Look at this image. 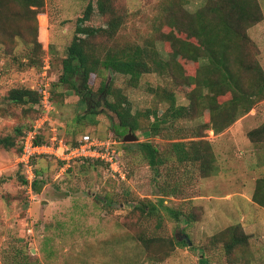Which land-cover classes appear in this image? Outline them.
<instances>
[{"label":"rangeland","instance_id":"374dc122","mask_svg":"<svg viewBox=\"0 0 264 264\" xmlns=\"http://www.w3.org/2000/svg\"><path fill=\"white\" fill-rule=\"evenodd\" d=\"M116 1L125 15L117 32L120 41L141 46L152 41L164 59L171 44L163 34L172 33L179 44L190 37L188 32L175 31L163 18L175 13L176 18L186 21L189 14L208 2ZM256 1L260 20L245 28L249 38L246 55L264 70V0ZM85 5L82 0H45L43 37L36 36L37 21L23 17L19 3L7 0L0 6V136L19 139L15 128L24 130L35 118L36 113L28 105L7 101L6 92L12 87L37 89L45 58L50 61L51 80L57 81L76 18ZM36 37L44 40L43 50L32 54ZM178 62L183 60L178 58ZM197 66L184 65L183 73L194 75ZM104 75L130 100L132 113L146 108L165 110L167 104L159 101L149 86L169 87L178 104L188 103L185 90L190 87L173 84L171 76L144 73L138 86L131 87L124 75L109 71ZM102 79L91 75L88 82L93 92ZM243 79L247 86L248 76ZM229 96L224 94L217 101L228 100ZM51 103L53 110L42 123L40 134L47 138L56 132L68 142L72 138L68 128L75 124L74 138L89 133L99 139L116 140L118 152L114 159L124 177L95 159L66 165L54 159H37L34 168L42 170V183L36 191L26 180V168L17 163L15 148L0 146V264H264V208L252 201L256 181L264 178V134L256 135V139L248 136L250 130L264 128V99L217 134L209 128L198 129L213 153V172L205 173L199 162L178 164L170 160L159 167L158 175L138 146L127 148L129 142H124L123 136L128 130L119 125L103 100L96 114L86 113L87 106L80 96L59 86L54 88ZM208 122L204 113L176 124L182 128L184 140H191L198 139L190 137L191 127ZM132 132L136 143L167 141L138 130ZM145 204H154L157 210L142 213L134 208H146ZM173 212H179V216L176 218ZM232 225H237L238 235L244 232L248 238L227 253L223 245L228 240L227 228ZM140 234L168 239V250L154 244L145 251L136 239ZM176 238H186L187 245L171 244Z\"/></svg>","mask_w":264,"mask_h":264},{"label":"trees","instance_id":"16d2710c","mask_svg":"<svg viewBox=\"0 0 264 264\" xmlns=\"http://www.w3.org/2000/svg\"><path fill=\"white\" fill-rule=\"evenodd\" d=\"M6 1L0 0V6L6 5ZM8 1L22 6L23 17L37 21L38 27L35 30L36 34L37 30L39 33L36 36L43 37L45 0ZM82 1L86 2V5L76 18L73 36L67 46L66 55L61 60L58 79L56 82L50 81L52 101L54 88L66 86L85 102L86 113L96 114V108L100 105V100H103L104 105L115 113L119 125L125 130H138L145 136L161 137L167 140L156 143L146 140L137 143L138 149L143 152L148 165L156 170L157 175L159 167L170 160L178 164L199 162L200 169L205 173L213 172L215 170L213 153L209 151V144L200 138L202 135L198 129L209 128L217 134L264 99V70L256 60L249 59L246 55V44L249 38L245 28L260 20V16L257 15L259 12L257 1L208 0L202 8L189 14L186 21L176 18L175 13L166 16L163 18L165 23L173 26L175 31L188 32L190 37V40L179 44L178 38L172 33L163 34L171 44L167 59L160 55L152 41H148L143 46L120 41L117 32L125 15L116 5V0ZM171 32L174 31L171 30ZM43 41L37 38L32 54L37 49L38 53L42 52ZM178 58H181L183 62L179 64ZM31 62L34 63V60ZM183 64H197L195 74L185 75ZM107 71L126 76L127 85L131 87L138 86L144 73L156 72L171 76L170 80L173 84H179L184 88L190 87L185 90L188 103L178 104L174 91L169 87L149 86V90L156 95L157 99L167 104L165 110L159 112L158 108H146V110H137L132 113L131 102L127 96L119 87L108 83L109 77L104 75ZM91 75L103 77L96 92H93L88 82ZM244 75L248 76L247 86H244ZM224 94H230L229 99L219 103L217 97ZM5 97L13 104L28 105L36 113L35 118L41 111L40 105L39 108L36 107L41 97L37 89L12 87L8 89ZM204 113H207L209 122L197 127L192 126L190 130L192 131L190 137L198 139L184 140L186 137L182 136L180 132L182 128H179L176 122ZM34 119L29 125L24 126V130L20 126L15 128L19 139L11 135L0 136V146L7 149L15 148V151L19 152L21 136ZM77 120L79 121V118H76ZM144 120L147 122L145 123ZM74 125H70L67 132L72 135V138L68 140L70 145L78 143L77 138H74L76 134ZM172 128H174L173 133L168 135V131ZM258 134H264V128L262 130L256 128L248 132L250 138ZM47 138L40 134L35 141L46 142ZM127 148L129 149L130 146L128 145ZM37 159H54L59 164H64L63 161L52 156L42 155L32 161ZM87 160L89 158L74 159L71 162ZM103 164L108 165L105 162ZM41 172L42 170L34 168L35 177L31 185L36 191L41 187ZM22 181L25 179L23 178ZM252 199L264 208V178L256 181ZM145 206L146 208L139 206L134 208L142 213H145V210L149 213L157 210L154 204H145ZM161 206L168 210V206L162 202ZM173 214L176 218L179 216V212H173ZM237 229V225L227 228L228 240L223 245L227 253H230L236 245L247 241L248 235L244 232L238 235ZM136 239L145 251L154 244L162 245L168 250V239L143 234L138 235ZM170 242L180 246L188 243L186 238H176L174 242Z\"/></svg>","mask_w":264,"mask_h":264},{"label":"built area","instance_id":"2783aa9c","mask_svg":"<svg viewBox=\"0 0 264 264\" xmlns=\"http://www.w3.org/2000/svg\"><path fill=\"white\" fill-rule=\"evenodd\" d=\"M50 69V61L45 58L41 66V82L37 88L41 97L36 107L39 108L40 105L41 111L21 136L20 151L17 153V163L25 167L28 173L27 182L31 184L35 177L32 160L42 155L59 159L64 162L63 165L69 164L74 159L81 158L103 161L108 164L107 166L114 174H120V177L123 178V174L119 172V165L115 163L117 161L114 159L118 152L115 148L118 143L116 140L110 138L99 139L84 133L79 138L77 137V144L70 145L62 136L53 132L46 142L35 141L37 136L40 135L39 129H41L42 123L47 121L49 118L48 114L53 110L50 93L51 75L49 77L48 73ZM40 120L42 121L41 123H39Z\"/></svg>","mask_w":264,"mask_h":264},{"label":"water","instance_id":"95a60500","mask_svg":"<svg viewBox=\"0 0 264 264\" xmlns=\"http://www.w3.org/2000/svg\"><path fill=\"white\" fill-rule=\"evenodd\" d=\"M137 139L136 135L129 129L128 132L123 136L124 142H129L130 148L137 147L138 144L135 142ZM134 141V143H131Z\"/></svg>","mask_w":264,"mask_h":264},{"label":"crops","instance_id":"0c3cea01","mask_svg":"<svg viewBox=\"0 0 264 264\" xmlns=\"http://www.w3.org/2000/svg\"><path fill=\"white\" fill-rule=\"evenodd\" d=\"M252 201H253V200H252ZM252 201H251V202H252ZM253 202H254V201H253ZM254 203H255V202H254ZM256 204H257V203H256Z\"/></svg>","mask_w":264,"mask_h":264}]
</instances>
